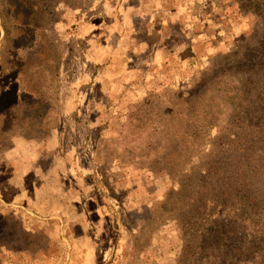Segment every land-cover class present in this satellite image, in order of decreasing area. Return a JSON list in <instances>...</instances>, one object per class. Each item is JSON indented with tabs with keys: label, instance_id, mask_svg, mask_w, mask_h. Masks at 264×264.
Returning a JSON list of instances; mask_svg holds the SVG:
<instances>
[{
	"label": "rangeland",
	"instance_id": "obj_1",
	"mask_svg": "<svg viewBox=\"0 0 264 264\" xmlns=\"http://www.w3.org/2000/svg\"><path fill=\"white\" fill-rule=\"evenodd\" d=\"M256 27L233 0H0V264H178Z\"/></svg>",
	"mask_w": 264,
	"mask_h": 264
},
{
	"label": "trees",
	"instance_id": "obj_2",
	"mask_svg": "<svg viewBox=\"0 0 264 264\" xmlns=\"http://www.w3.org/2000/svg\"><path fill=\"white\" fill-rule=\"evenodd\" d=\"M233 1L257 22L241 47L246 70H237L245 102L233 115L238 131L223 142V163L198 174L196 188L178 209L184 237L178 264H264V0ZM202 122L209 125L206 117Z\"/></svg>",
	"mask_w": 264,
	"mask_h": 264
},
{
	"label": "crops",
	"instance_id": "obj_3",
	"mask_svg": "<svg viewBox=\"0 0 264 264\" xmlns=\"http://www.w3.org/2000/svg\"><path fill=\"white\" fill-rule=\"evenodd\" d=\"M54 137H56L55 135H54ZM59 137V136H58ZM22 138V139H21ZM23 139H24V137L23 136H20V135H17V136H15L14 137V144H15V146L13 147V153L15 154V152H17L19 149H17V148H19V147H23L24 146V141H23ZM12 153V152H11ZM0 202H3V200H1L0 199ZM5 205H12V204H7V203H5Z\"/></svg>",
	"mask_w": 264,
	"mask_h": 264
}]
</instances>
